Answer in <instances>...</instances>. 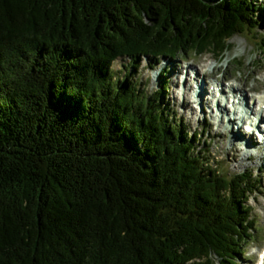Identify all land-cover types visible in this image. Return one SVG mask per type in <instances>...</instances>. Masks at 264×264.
Returning a JSON list of instances; mask_svg holds the SVG:
<instances>
[{
  "label": "trees",
  "instance_id": "obj_1",
  "mask_svg": "<svg viewBox=\"0 0 264 264\" xmlns=\"http://www.w3.org/2000/svg\"><path fill=\"white\" fill-rule=\"evenodd\" d=\"M256 11L257 0H0V264H238L259 238L252 178L203 158L163 97L112 63L198 51Z\"/></svg>",
  "mask_w": 264,
  "mask_h": 264
},
{
  "label": "rangeland",
  "instance_id": "obj_2",
  "mask_svg": "<svg viewBox=\"0 0 264 264\" xmlns=\"http://www.w3.org/2000/svg\"><path fill=\"white\" fill-rule=\"evenodd\" d=\"M257 1H259L260 5L264 7V0ZM255 14L257 16V13ZM257 20L258 24H255L251 21L249 22L252 33L258 38H255L253 35L252 36L254 38H251V36H248L246 33H236L229 39L232 43L238 46L236 50L238 49L237 51H240V53H238L237 57H243V60L245 59L246 63L243 66L237 64L232 53V56H230L231 61H227V56L223 61L214 62L212 59H209V54H207V52L197 53L194 51H190L185 55L179 54L176 57H173V59L156 58V61H158L157 66H154V64L151 63L145 56L139 57V60H137L135 64L130 60L129 57L121 56L118 57L112 64L116 76L125 75L128 79H132V81L136 82L137 87L141 88L145 94L151 95L162 85H164L162 107L167 113H169L170 120L172 122L177 123L181 128L183 127L187 129L190 135L196 134L194 135L193 145L198 149H202V157L208 156L209 160L213 161V163H215L218 168H221L226 172L236 173L238 171L247 170L248 174L257 178L249 202L253 206L252 213L256 219L258 227L257 232L261 237H263V239H258L257 241H245L243 244V252H240V258H238V264H257L261 257V250L264 249V209L259 205L258 202V197H264V194L261 191V188L264 187V157H257V155L254 154V160L246 159L244 160L243 164H237L235 160L229 159V154L226 153V151L220 150L222 145L226 147L225 149H230L229 141L209 134V130L205 125V120L211 119V115L208 111V106L204 104L203 100L201 99L202 95L199 96L197 101H195L197 108L202 112L201 119L196 122L194 127L190 126L188 123H186L188 125L182 124V121L176 117L174 111H172L174 101L172 100L171 91L174 89L173 81L175 78V71L171 70V67L172 65L174 67V63H176V66L183 64L188 67L189 73L195 74L194 70L189 67V64L192 65L194 61L204 63L208 71H211V65L218 64L220 65V69H218L216 74L218 76L227 74L228 76V79L224 81V85H227L230 82V79L232 80L234 76H239L241 74V70L239 68L244 67L245 69H243V77L247 79L248 83L253 84L256 82L261 86L264 83V71L253 72L251 75L250 71H254L256 67L260 65H264V48H262L258 42V39L261 37H263L262 41L264 40V12H260V14H258ZM243 45H245V48H242ZM161 69L164 70L162 74H160ZM164 75L166 76L165 81H163ZM185 76L186 72L183 73V79ZM203 76L204 75L202 74L199 79V83L202 81ZM255 76L259 79V81L255 80ZM211 78L213 84L218 83V80L215 79V76H212ZM183 83L184 81H182L180 84L182 89L184 88ZM195 88V94L197 95V84ZM263 89L259 88V90L254 93L257 95L263 94ZM245 93L247 95H251V92L248 90H245ZM206 94L208 93L206 92ZM176 104L178 105L179 102L177 101ZM239 131L242 130L239 129ZM231 134L232 133H230L229 136ZM204 260L205 258L201 261ZM206 264H217L216 258L212 256L209 257Z\"/></svg>",
  "mask_w": 264,
  "mask_h": 264
},
{
  "label": "bare ground",
  "instance_id": "obj_3",
  "mask_svg": "<svg viewBox=\"0 0 264 264\" xmlns=\"http://www.w3.org/2000/svg\"><path fill=\"white\" fill-rule=\"evenodd\" d=\"M214 36L212 34L203 39V44L195 47L197 52H207L209 59L214 62L223 61L227 56V61H231L230 56L233 54L238 65H245V59L237 57L240 51L236 50L238 47L236 44L226 37L216 38ZM242 48H245V45ZM175 66L176 63H174V67L173 65L171 67V70L175 71L174 89L171 91L174 101L172 111L182 121V124L194 127L196 122L201 119L202 112L197 108L195 101L202 95L201 99L208 106L211 115V119L205 120L209 134L223 138L230 143V149H225L226 147L222 145L220 150L226 151L229 154L228 158L235 160L237 164H243L246 159L254 160V154L257 157H264V138H262V136L264 137V128H261L257 123L258 120L264 119V93L259 95L254 93L259 88L263 89L264 83L261 86L256 82L248 83L247 79L243 77L244 67L239 68L241 70L239 76H234L227 85H224L227 74L223 76L216 74L220 69L218 64L211 65L212 69L208 71L204 63L194 61L192 65L189 64V67L194 70L195 74L189 73L186 65ZM257 71H264V65L256 67L254 71L251 70L250 75ZM184 72H186V76L183 79ZM202 74L204 76L199 83ZM212 76H215L218 83H212ZM254 78L259 81L256 76ZM182 81H184L183 89L180 85ZM196 84L198 86L197 95L195 94ZM245 90L250 91L251 95H247ZM177 101L179 106L176 104ZM244 126L247 127L244 128ZM230 133L232 134L229 136ZM261 191L264 194V187L261 188ZM258 202L264 209V197H258ZM260 260H264V249L261 250Z\"/></svg>",
  "mask_w": 264,
  "mask_h": 264
},
{
  "label": "clouds",
  "instance_id": "obj_4",
  "mask_svg": "<svg viewBox=\"0 0 264 264\" xmlns=\"http://www.w3.org/2000/svg\"><path fill=\"white\" fill-rule=\"evenodd\" d=\"M257 264H264V260H259Z\"/></svg>",
  "mask_w": 264,
  "mask_h": 264
}]
</instances>
